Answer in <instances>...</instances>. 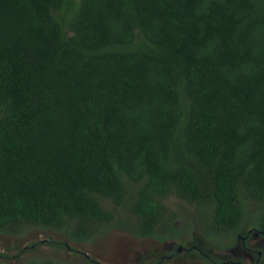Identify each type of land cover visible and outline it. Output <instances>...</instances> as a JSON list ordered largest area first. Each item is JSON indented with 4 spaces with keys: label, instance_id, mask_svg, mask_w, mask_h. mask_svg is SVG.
<instances>
[{
    "label": "trees",
    "instance_id": "trees-1",
    "mask_svg": "<svg viewBox=\"0 0 264 264\" xmlns=\"http://www.w3.org/2000/svg\"><path fill=\"white\" fill-rule=\"evenodd\" d=\"M30 226L264 232V0H0V232Z\"/></svg>",
    "mask_w": 264,
    "mask_h": 264
},
{
    "label": "rangeland",
    "instance_id": "rangeland-1",
    "mask_svg": "<svg viewBox=\"0 0 264 264\" xmlns=\"http://www.w3.org/2000/svg\"><path fill=\"white\" fill-rule=\"evenodd\" d=\"M166 200L174 209H180L181 200L172 196H168ZM110 207L114 209L115 205L110 203ZM178 216L183 221V217L180 214ZM193 232L189 230L179 238L168 236L157 239L152 236L136 237L125 230L106 228L90 240L69 241L61 231L30 226L20 234L0 232V259L11 264H20L33 254L36 257H50L64 264L94 263L88 262L84 257L86 255L88 260L96 261L97 264L201 263L204 260L202 256L189 248L193 240L195 246L204 248L203 252L208 257L213 256L222 264L228 261L231 264H236L237 261L253 264L258 251L259 264H264V237L261 235L250 233L245 238L247 247L252 249L249 252L240 237L245 233L239 232L233 240L226 237L223 244L217 245L204 236L193 235ZM32 242L35 243L29 246ZM25 247H32L34 250L28 254Z\"/></svg>",
    "mask_w": 264,
    "mask_h": 264
},
{
    "label": "flooded vegetation",
    "instance_id": "flooded-vegetation-1",
    "mask_svg": "<svg viewBox=\"0 0 264 264\" xmlns=\"http://www.w3.org/2000/svg\"><path fill=\"white\" fill-rule=\"evenodd\" d=\"M245 234H244V236H240L241 237V239H242V242H243V246L245 247V248H247L248 249V251L250 250L251 252H252V249L251 248H248L247 247V245H246V243H245V238L246 237H249V234L251 233V234H253V235H261V236H263L264 237V232H262V231H253V229L251 228H248V229H246V231L244 232ZM249 251V252H250ZM258 256L255 258V260H254V262H253V264H258L259 263V256H260V251H258ZM229 262V263H228ZM228 262H226L225 264H231L230 263V261H228ZM232 262V261H231ZM237 262H240L241 264H246V263H244V262H241V261H237Z\"/></svg>",
    "mask_w": 264,
    "mask_h": 264
}]
</instances>
